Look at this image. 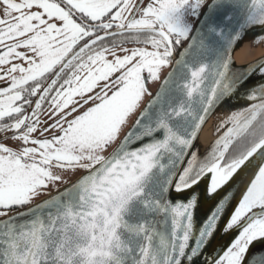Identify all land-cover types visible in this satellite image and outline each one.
Returning a JSON list of instances; mask_svg holds the SVG:
<instances>
[{
  "label": "snow or ice",
  "instance_id": "snow-or-ice-1",
  "mask_svg": "<svg viewBox=\"0 0 264 264\" xmlns=\"http://www.w3.org/2000/svg\"><path fill=\"white\" fill-rule=\"evenodd\" d=\"M254 28L264 29V0H0V216L61 182L54 169L86 173L27 213L0 220V264L191 262L230 201L231 193L216 199L219 190L253 162L223 225L238 235L205 264H264V250L250 252L264 240V83L249 90L254 103L228 118L207 156L190 153L184 164L212 107L236 91L230 53ZM185 41L153 96L148 84ZM255 73L264 77V60L249 65ZM146 95L132 129L105 157ZM38 127L54 134L32 138ZM205 177L215 202L196 228L200 193L173 194Z\"/></svg>",
  "mask_w": 264,
  "mask_h": 264
},
{
  "label": "water",
  "instance_id": "water-1",
  "mask_svg": "<svg viewBox=\"0 0 264 264\" xmlns=\"http://www.w3.org/2000/svg\"><path fill=\"white\" fill-rule=\"evenodd\" d=\"M210 3L211 0H208ZM198 26V22L196 21L194 24V27ZM255 30H261L264 31V29L261 28H254L250 31H248L242 39L248 37L249 33ZM241 39V40H242ZM240 40V41H241ZM238 41L236 45L234 46L233 50L230 53L231 58V67L229 76L232 80L236 82V91L229 97L223 98L221 101L217 102L210 112L208 113L206 117V121L202 124L200 130L198 131L197 138L193 141V144L190 149H188L187 154L184 157V164H187V161L191 159L190 153H197L198 157L202 154V152L212 144V142L218 138V136L230 125L227 124L228 118L234 114V113H241L245 112V110L254 103L253 101L247 100L246 94L249 92L250 89H252L254 86L264 83V77H261L259 73H255L252 75H249V65H256L257 61L264 60V53L258 57H254L253 59H250L248 61H245L243 63H236L233 58V52L236 48V46L239 44ZM187 46V41L184 42L183 45H181L175 53H173V56L171 57L173 63L167 68L166 72L158 82L156 88L152 92V95L154 96L156 92L158 91L161 83L163 80L167 77L168 73L172 71L173 69L177 68L175 61L180 58V53L184 50V48ZM151 97L149 96L148 99L143 104L142 108L139 110L135 118L133 119L132 123L128 127V129L125 131V133L121 136L119 141L117 142L116 146L113 148V150L106 156L108 157L120 144L121 140L124 138L126 133H128L132 127L136 119L139 117L140 112L143 111V109L147 106L149 100ZM212 117H215V124L217 126H221L224 124V127H222L221 132L208 144V145H202L199 142V135L202 131V128L207 123L209 119ZM139 146L138 143H132L129 145L130 148H137ZM254 163L251 165L245 166L243 169H241L232 180L229 181L228 184H226L222 189L219 190L216 199H219L222 197L225 193H231L230 201L227 204V207L225 209V212L223 214V218L221 219L219 226L217 227V230L213 234V236L208 240L206 247L203 248L201 254L194 258L193 261L189 262L186 258L183 259L182 264H205L206 261H210L213 257L220 254L223 250H225L235 239V237L238 235V230L233 229L230 232L223 231V225L226 223V221L230 218L231 213L233 212L235 206L238 204L239 199L242 197V193L245 190V185L248 182L249 177L252 174ZM86 173L85 171L82 172L79 176L74 178L73 180L67 182L60 188L54 190L49 195H46L44 198H41L40 200L34 202L33 204L23 207L3 218H0V220H7L12 216H16L18 213H27L29 208L34 207L37 204L42 203L44 200L49 199L52 196H56L58 193L63 192L65 189L69 188L74 184L77 180H79L82 176H84ZM210 183V177H205L198 186H196L194 189L186 190L182 194H173L174 198L179 199H186L189 194L192 191H196L200 193L201 200L199 206L194 210V226L198 228L200 224L205 219L209 207L215 202L211 198H209L206 195V188L207 185ZM27 219V216H18L17 222H23ZM191 243V242H190ZM264 250V240L256 241L252 248L250 249V252H256Z\"/></svg>",
  "mask_w": 264,
  "mask_h": 264
},
{
  "label": "bare ground",
  "instance_id": "bare-ground-1",
  "mask_svg": "<svg viewBox=\"0 0 264 264\" xmlns=\"http://www.w3.org/2000/svg\"><path fill=\"white\" fill-rule=\"evenodd\" d=\"M261 35H264V31L255 30L239 42L233 52L236 63H243L264 53V43L255 42ZM214 120L215 117H212L202 128L198 139L200 144L208 145L221 132L222 127L217 126Z\"/></svg>",
  "mask_w": 264,
  "mask_h": 264
},
{
  "label": "rangeland",
  "instance_id": "rangeland-1",
  "mask_svg": "<svg viewBox=\"0 0 264 264\" xmlns=\"http://www.w3.org/2000/svg\"><path fill=\"white\" fill-rule=\"evenodd\" d=\"M193 23V25L195 24V20L191 21ZM126 48H134L135 46H125ZM150 50V49H149ZM5 51L3 46H0V52ZM17 51H20L22 54L26 51L24 49H17ZM117 52L119 54V49H117ZM109 59H111V56H108ZM13 64H21V66H24V64L19 60V59H13L12 60ZM167 68L163 69L160 72V78L159 80L149 83L148 84V89L149 91L152 93L154 91V89L156 88L158 82L160 81V79L162 78V76L164 75V73L166 72ZM18 75V74H17ZM4 86V82L0 81V87ZM95 91H99V88H97ZM149 96H145L143 101L140 103L139 107L136 109V111L128 118L127 124L122 128L120 134H119V138L116 140L115 143H113L105 152H103L102 154L106 157L112 150L113 148L116 146L117 142L119 141V139L121 138V136L125 133V131L128 129V127L130 126V124L132 123L133 119L135 118V116L137 115V113L139 112V110L142 108L143 104L145 103V101L148 99ZM91 104L89 105H85L84 108H80L79 111L77 113H74V115H79L81 112H83L85 110L86 107H90ZM71 117H69L70 119ZM49 123H51V121H49ZM44 127H47V125H44ZM54 133L52 131H48V137L50 138ZM58 134V133H56ZM205 157L200 158L201 160H203ZM55 174L57 175H61L63 180L61 182H57L55 185H49V187L46 189V191L48 190H52L54 188H58L60 185H64V183L66 184V182L71 181L72 179H74L75 177L79 176L82 172H84L83 170L77 169L75 171H61L59 169H54L53 170Z\"/></svg>",
  "mask_w": 264,
  "mask_h": 264
},
{
  "label": "flooded vegetation",
  "instance_id": "flooded-vegetation-1",
  "mask_svg": "<svg viewBox=\"0 0 264 264\" xmlns=\"http://www.w3.org/2000/svg\"><path fill=\"white\" fill-rule=\"evenodd\" d=\"M148 2H149V0H143V4H144V5H146ZM110 41H111V38H108V41H107V42L109 43V46H110ZM8 43H12V41H8ZM183 44H184V43H182L181 45H183ZM181 45H180V46H181ZM125 46H135V47H140V46H142V45H136V44H133V43H126V44L123 45V47H125ZM180 46L176 47V49H175L174 52H176V50H177ZM31 99H32L33 101H35V100H36V97H32ZM44 107L46 108L47 105H45ZM41 119L43 120V119H45V117L42 116ZM41 130H42V129H40V128L38 127V131H37L36 133L32 134V138H38V139H44V138H47V137H48V132H45L43 135H40V131H41ZM3 135H6V134H0V136H3ZM4 143H5L6 145H9V146L13 147V149H16L17 146H18V144H19V142H14V141H12V140H10V139H9V140H4ZM29 146H31V145H29ZM212 146H213V145H212ZM211 149H212V148L210 147V149H208V150L206 151V153H205L202 157H206L207 154L210 152ZM202 157H201V158H202ZM64 184H65V183H64ZM61 186H62V185H60L59 187H61ZM59 187H58V188H59ZM55 189H57V188H54V189H52V190H48V191L45 190V191H46L47 194H49L50 192L54 191ZM47 194H46V195H47ZM46 195H41V196H39V197L33 199V200L31 201L30 204L36 202L37 200L43 198V197L46 196ZM30 204H28V205H30ZM28 205H25V206H28ZM25 206H23V207H25ZM20 208H22V207H14V208H12L11 210L8 211V214H7V215L11 214L12 212H14V211H16V210H18V209H20ZM7 215H5V216H7ZM5 216H0V218H3V217H5Z\"/></svg>",
  "mask_w": 264,
  "mask_h": 264
},
{
  "label": "trees",
  "instance_id": "trees-1",
  "mask_svg": "<svg viewBox=\"0 0 264 264\" xmlns=\"http://www.w3.org/2000/svg\"><path fill=\"white\" fill-rule=\"evenodd\" d=\"M224 134V133H223ZM222 134V135H223ZM221 135V136H222ZM215 143V142H214ZM214 143L213 144H211L207 149H205L203 152H202V154L199 156V158H201L205 153H206V151L208 150V149H210V147L212 148V145H214Z\"/></svg>",
  "mask_w": 264,
  "mask_h": 264
}]
</instances>
